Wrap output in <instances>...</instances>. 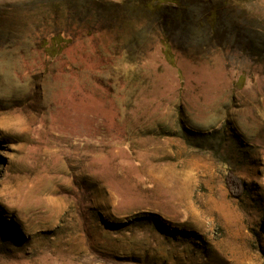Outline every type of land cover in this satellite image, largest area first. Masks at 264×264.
I'll list each match as a JSON object with an SVG mask.
<instances>
[{"label": "rangeland", "instance_id": "1", "mask_svg": "<svg viewBox=\"0 0 264 264\" xmlns=\"http://www.w3.org/2000/svg\"><path fill=\"white\" fill-rule=\"evenodd\" d=\"M122 1L0 0V264H264V0Z\"/></svg>", "mask_w": 264, "mask_h": 264}, {"label": "trees", "instance_id": "2", "mask_svg": "<svg viewBox=\"0 0 264 264\" xmlns=\"http://www.w3.org/2000/svg\"><path fill=\"white\" fill-rule=\"evenodd\" d=\"M81 0H77L79 3ZM198 2L192 0L187 3L185 0H123L120 4H112L117 11L124 13L123 18L128 15L138 16L141 14L142 22L146 19H154L155 32L159 31V42L162 47V54L165 60L173 64L175 43L172 39L174 31L180 30L184 35L187 44H198L202 36H212L219 30L218 8L209 3L205 12L196 13ZM139 23H141L139 21ZM176 24V25H173ZM96 23L88 29V35L98 33ZM59 35H56L58 38ZM62 41L63 39H58ZM187 46V45H186ZM64 47L60 45L59 50ZM188 52V47H184ZM57 52V51H56ZM226 186L231 194L240 195V185L230 174L226 177Z\"/></svg>", "mask_w": 264, "mask_h": 264}]
</instances>
